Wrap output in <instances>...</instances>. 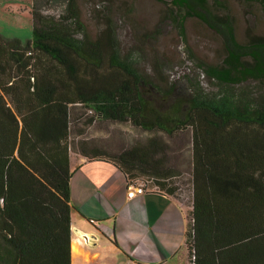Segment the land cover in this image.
<instances>
[{
	"label": "trees",
	"instance_id": "16d2710c",
	"mask_svg": "<svg viewBox=\"0 0 264 264\" xmlns=\"http://www.w3.org/2000/svg\"><path fill=\"white\" fill-rule=\"evenodd\" d=\"M250 1L264 12V0ZM171 5L182 40L189 16L222 36L221 62L195 63L212 90L199 74L154 81L110 27L90 37L73 0L57 17L33 8L26 41L0 34V264H71V150L112 162L127 181L147 174L180 203L171 177L188 172L189 263L264 264V34L238 41L223 0ZM81 109L151 134L107 149L76 140Z\"/></svg>",
	"mask_w": 264,
	"mask_h": 264
},
{
	"label": "rangeland",
	"instance_id": "374dc122",
	"mask_svg": "<svg viewBox=\"0 0 264 264\" xmlns=\"http://www.w3.org/2000/svg\"><path fill=\"white\" fill-rule=\"evenodd\" d=\"M223 1L233 17L238 41L246 42L251 33L264 34V12L257 1ZM73 5L90 37L110 27L120 51H131L139 68L154 81L160 79L179 83L178 79L183 74H199L205 88L212 90L216 87L195 63H220L225 56L222 36L198 18L189 16L185 19V40H182L171 22L170 12L177 11L172 7L171 0H73ZM68 6L69 0H0V34L26 41L31 37L33 8L41 14L57 17L66 12ZM261 86L264 87V81ZM84 110L81 109L83 116L78 122L80 130L75 134L76 140L102 144L106 148L107 144H126L131 139L140 140L151 134L130 121H87L90 113ZM166 140L170 142L168 137ZM70 153L73 155L74 151ZM175 154L184 158L188 154L187 148L182 146L175 150ZM180 171L178 169L171 179L176 186H180L182 195L179 191L176 195L187 211L190 204L187 190L189 174ZM140 178V181L153 184V179L147 174Z\"/></svg>",
	"mask_w": 264,
	"mask_h": 264
},
{
	"label": "crops",
	"instance_id": "0c3cea01",
	"mask_svg": "<svg viewBox=\"0 0 264 264\" xmlns=\"http://www.w3.org/2000/svg\"><path fill=\"white\" fill-rule=\"evenodd\" d=\"M70 166L71 264H187L182 203L156 189L129 196L130 181L108 160L74 153Z\"/></svg>",
	"mask_w": 264,
	"mask_h": 264
},
{
	"label": "built area",
	"instance_id": "2783aa9c",
	"mask_svg": "<svg viewBox=\"0 0 264 264\" xmlns=\"http://www.w3.org/2000/svg\"><path fill=\"white\" fill-rule=\"evenodd\" d=\"M146 188L147 189H156L155 186L148 184L147 182L140 181V180H131L127 185V194L129 196H133L135 194L144 192ZM80 236H81L82 240L87 244H90V243L97 241L96 235H89V234L85 233V234H81ZM193 258L194 257L192 255L191 259H193ZM189 264H193V263L191 262Z\"/></svg>",
	"mask_w": 264,
	"mask_h": 264
},
{
	"label": "water",
	"instance_id": "95a60500",
	"mask_svg": "<svg viewBox=\"0 0 264 264\" xmlns=\"http://www.w3.org/2000/svg\"><path fill=\"white\" fill-rule=\"evenodd\" d=\"M82 234H85V233H82ZM81 235V234H80Z\"/></svg>",
	"mask_w": 264,
	"mask_h": 264
}]
</instances>
